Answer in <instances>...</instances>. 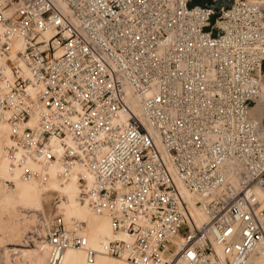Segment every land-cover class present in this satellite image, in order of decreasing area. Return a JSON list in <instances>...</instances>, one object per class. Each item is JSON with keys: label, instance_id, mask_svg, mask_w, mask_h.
Masks as SVG:
<instances>
[{"label": "built area", "instance_id": "built-area-1", "mask_svg": "<svg viewBox=\"0 0 264 264\" xmlns=\"http://www.w3.org/2000/svg\"><path fill=\"white\" fill-rule=\"evenodd\" d=\"M191 3L0 0L6 158L42 184L54 162L78 172V200L115 234L104 253L130 264H249L264 253V110L251 115L264 0ZM178 184L202 198L207 220L195 223ZM82 226L38 213L45 264H63L68 248L95 261Z\"/></svg>", "mask_w": 264, "mask_h": 264}, {"label": "bare ground", "instance_id": "bare-ground-1", "mask_svg": "<svg viewBox=\"0 0 264 264\" xmlns=\"http://www.w3.org/2000/svg\"><path fill=\"white\" fill-rule=\"evenodd\" d=\"M261 83V93L256 100L255 106L251 108V115L257 121L261 120L262 110H264V82ZM128 96L131 97L130 92H128ZM128 104L137 115L140 114L139 103L136 98H130ZM9 133L8 124L5 121L0 122V178L2 182L8 179L14 183V187L3 183L0 186V216L23 211L25 214H28L29 220H32L39 210L44 209L42 199L45 197L43 198V195L52 192L53 194L50 193L48 196H63L65 201H62V206L58 212L65 217L63 219L65 224L68 226L72 220L82 223L85 222V226H82L81 233L87 240V247L96 252L95 261L88 263L84 248H68L63 253V264H130L128 262L126 263V261L124 262L122 259L115 260V258L110 259L106 257L104 244L115 237V234L112 230L110 219L106 215L93 213L86 204L78 200V194L84 184L83 180L77 177L78 172H72L68 176H63L61 175L62 169L60 165L58 162H54L47 169L48 179L45 184L39 182V179L36 177L22 178L21 169L19 167L11 168L6 158L7 147L10 145ZM160 151L165 156V153L162 150ZM30 167L39 171V167L36 164L30 163ZM178 186L191 206V213L195 223L199 225L207 220L205 211L195 205V202L202 200V198L188 193L181 184H178ZM41 212L43 213V211ZM35 220L37 219L35 218ZM28 237L34 253H32L31 258L26 264H45L48 256V245L46 241L43 239H35L33 235ZM16 253L15 251L13 255ZM8 256L9 254L7 253L6 264H12ZM249 264H264V253H254L249 259Z\"/></svg>", "mask_w": 264, "mask_h": 264}, {"label": "rangeland", "instance_id": "rangeland-1", "mask_svg": "<svg viewBox=\"0 0 264 264\" xmlns=\"http://www.w3.org/2000/svg\"><path fill=\"white\" fill-rule=\"evenodd\" d=\"M204 1L206 0H192L191 5H201ZM262 79H264V77H262ZM261 81L264 82V80ZM12 186L14 187V183ZM50 193L53 194L52 192H49V194ZM49 194L43 195V198L45 197L44 199H42L44 209L41 211H43L45 215L60 216L62 219H64L65 217L62 216L58 212V210L61 208L62 201H65V198L63 196L62 197L48 196ZM41 211L39 210L37 212V215ZM15 214L17 217L14 216ZM37 215L34 217V219H32L33 221L29 220L28 214H25V212L23 211H19L17 213L9 214V215L4 214L3 216L2 215L0 216V264H6L7 253L9 254L8 259L9 261L12 262V264L28 263V260L31 258L32 253H34V249L31 247L29 243L28 236L33 235L32 231L34 233V229L37 226V220H35V218L37 219ZM73 221L75 220H72L68 224V226H70V224ZM83 226H85V222L83 223ZM15 251L17 253L13 255ZM9 257L10 258L12 257L11 258L12 260ZM106 257L113 259L110 256H106ZM115 260L117 259L115 258Z\"/></svg>", "mask_w": 264, "mask_h": 264}, {"label": "water", "instance_id": "water-1", "mask_svg": "<svg viewBox=\"0 0 264 264\" xmlns=\"http://www.w3.org/2000/svg\"><path fill=\"white\" fill-rule=\"evenodd\" d=\"M226 5H228V6H229V5H230V3H226Z\"/></svg>", "mask_w": 264, "mask_h": 264}]
</instances>
